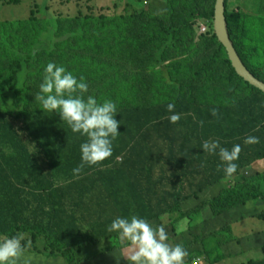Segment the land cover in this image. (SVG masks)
Instances as JSON below:
<instances>
[{"label": "trees", "instance_id": "trees-1", "mask_svg": "<svg viewBox=\"0 0 264 264\" xmlns=\"http://www.w3.org/2000/svg\"><path fill=\"white\" fill-rule=\"evenodd\" d=\"M255 1L259 10L253 9L254 14L228 10L226 17L236 51L264 82V0ZM202 2L171 0L167 21L151 13L149 0H131L135 10L129 16L95 20L79 11L78 22H64L42 19L41 8L34 7L30 21H15L23 36L57 37L76 26L101 29L97 46V37L84 33L74 36L62 55L70 71L85 78L86 95L116 103L120 133L110 157L74 174L85 137L73 133L58 113L38 108L34 97L42 73H31L24 81L25 61L12 59L7 91L6 80L0 82V237H42L52 255L75 264L73 248L118 236L107 231L116 216L138 215L150 223L164 214L181 216L183 203L228 178L218 156L203 152L205 140H218L228 149L240 145L232 176L264 158V93L238 76L215 35L216 0ZM201 20L209 27L206 33H199ZM250 27L260 31L257 41ZM249 41L259 45L252 61ZM24 102L28 109L21 107ZM168 103L180 114L176 123L168 119ZM247 136L258 142L245 144ZM244 187L249 193L212 196L214 212L221 214L256 196V189ZM220 235L224 244L234 237L226 226L203 237L212 254L214 244L222 243ZM199 255L210 264L221 260ZM237 264H264V253Z\"/></svg>", "mask_w": 264, "mask_h": 264}, {"label": "rangeland", "instance_id": "rangeland-1", "mask_svg": "<svg viewBox=\"0 0 264 264\" xmlns=\"http://www.w3.org/2000/svg\"><path fill=\"white\" fill-rule=\"evenodd\" d=\"M24 3L15 6L13 0H0V82L6 80L10 70L12 59L23 60L25 78L29 74L43 73V67L50 61L62 64L69 71L71 67L67 59L63 58L62 52L69 49L74 36L84 33L94 34L96 39L93 43L100 42L98 34L99 27L70 28L62 36H23L20 30L14 25L16 22L30 21V10L40 9L39 17L45 20L57 18L58 21L78 22V12L87 13L92 19L101 20L102 17L115 15H132L135 7L131 0H23ZM133 2L135 0H132ZM203 4L208 0H202ZM261 3V0H258ZM30 2H33L31 5ZM151 13L167 21L171 15V0H149ZM227 9L229 14L240 9L243 12L254 14L258 11L255 0H228ZM37 5V6H35ZM49 6V10L44 6ZM203 8V7H202ZM33 10V11H34ZM61 13V14H58ZM84 15V14H82ZM255 16V15H253ZM85 18L87 16H84ZM178 17L176 15L175 20ZM205 22L204 20H201ZM228 24V21H227ZM249 28V33L257 41L260 39V31ZM87 36V35H85ZM6 40L7 43L4 42ZM96 42V43H95ZM13 48L14 50H11ZM259 45L249 41L248 59L252 61L258 57ZM169 63V62H167ZM30 76L27 77V80ZM26 80V82H27ZM4 90L8 88V77L3 82ZM25 85V84H24ZM23 85V86H24ZM4 106V91H0V107ZM21 107L29 108L27 102ZM245 184L257 190L256 194L242 206L233 207L221 214H216L210 202L212 196L221 193L230 194L234 190L248 192ZM181 216L172 217L164 214L157 221L152 222L153 226L164 225L171 244H182L188 251L185 257V264H210V262L199 254H205L209 259L219 258L220 264H237L245 262L250 258L260 257L264 253V158L257 160L252 165L242 169L238 174L226 178L223 182L206 190L197 199L189 200L182 205ZM226 226L234 236L224 244V235L219 237L221 245L214 244V253L206 248L203 237L210 234L214 229ZM21 244L25 249L24 257L31 258L32 264H67L66 260L57 255H52L46 247L45 239L33 237L29 233H23ZM2 238V237H0ZM130 247L127 242L121 241L118 236L102 242L87 243L80 247L73 248L76 256L75 264H128L124 255L129 254ZM208 263H207V262ZM220 261L214 263L218 264Z\"/></svg>", "mask_w": 264, "mask_h": 264}, {"label": "clouds", "instance_id": "clouds-1", "mask_svg": "<svg viewBox=\"0 0 264 264\" xmlns=\"http://www.w3.org/2000/svg\"><path fill=\"white\" fill-rule=\"evenodd\" d=\"M214 26V22H213ZM89 85L83 76L77 77L62 64L54 61L43 67L39 91L34 99L39 102L42 112L58 113L73 133L85 137L79 145L80 164L73 173L81 172L85 165H95L112 155L113 141L119 135L120 120L116 119L117 105L111 99L98 101L94 95H86ZM175 105L167 104L168 119L176 123L180 114L174 112ZM215 114V112H213ZM258 138L247 136L245 144L257 143ZM203 152L218 156L226 177L237 170L234 163L240 153V145L231 149L222 147L218 140H205ZM121 241L127 242L130 252L126 257L128 264H185L188 251L182 244H171L164 225L153 226L146 218L138 215L116 216L107 226ZM22 234L0 238V264H32L25 258L21 244Z\"/></svg>", "mask_w": 264, "mask_h": 264}, {"label": "water", "instance_id": "water-1", "mask_svg": "<svg viewBox=\"0 0 264 264\" xmlns=\"http://www.w3.org/2000/svg\"><path fill=\"white\" fill-rule=\"evenodd\" d=\"M227 0H216L214 10V33L227 51L228 58L238 76L264 93V82L256 78L245 66L228 33L226 17Z\"/></svg>", "mask_w": 264, "mask_h": 264}, {"label": "built area", "instance_id": "built-area-1", "mask_svg": "<svg viewBox=\"0 0 264 264\" xmlns=\"http://www.w3.org/2000/svg\"><path fill=\"white\" fill-rule=\"evenodd\" d=\"M198 28L199 33H206L209 30V27L205 22H200Z\"/></svg>", "mask_w": 264, "mask_h": 264}, {"label": "crops", "instance_id": "crops-1", "mask_svg": "<svg viewBox=\"0 0 264 264\" xmlns=\"http://www.w3.org/2000/svg\"><path fill=\"white\" fill-rule=\"evenodd\" d=\"M22 3H24V1L22 0ZM22 3H20L19 5H21ZM31 3V5L33 4V2H30ZM15 6H17V5H15ZM46 7H49V6H47L46 5ZM207 262V261H206ZM208 263V262H207ZM221 263V261L218 263V264H220ZM209 264V263H208Z\"/></svg>", "mask_w": 264, "mask_h": 264}]
</instances>
